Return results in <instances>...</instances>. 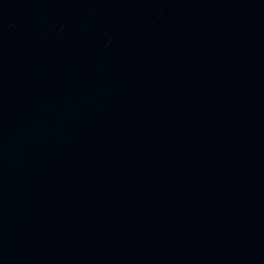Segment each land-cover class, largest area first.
<instances>
[{
  "label": "water",
  "instance_id": "water-1",
  "mask_svg": "<svg viewBox=\"0 0 264 264\" xmlns=\"http://www.w3.org/2000/svg\"><path fill=\"white\" fill-rule=\"evenodd\" d=\"M0 264H264V0H0Z\"/></svg>",
  "mask_w": 264,
  "mask_h": 264
}]
</instances>
